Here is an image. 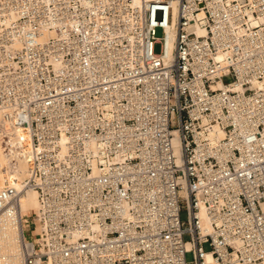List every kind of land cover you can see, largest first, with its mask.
Wrapping results in <instances>:
<instances>
[{"label": "built area", "instance_id": "obj_1", "mask_svg": "<svg viewBox=\"0 0 264 264\" xmlns=\"http://www.w3.org/2000/svg\"><path fill=\"white\" fill-rule=\"evenodd\" d=\"M0 141L23 264H264V0H0Z\"/></svg>", "mask_w": 264, "mask_h": 264}, {"label": "bare ground", "instance_id": "obj_2", "mask_svg": "<svg viewBox=\"0 0 264 264\" xmlns=\"http://www.w3.org/2000/svg\"><path fill=\"white\" fill-rule=\"evenodd\" d=\"M170 45V41L168 42ZM220 83L213 85L219 87ZM27 165L24 160L7 154L0 141V184L5 180L8 184L20 188L26 177ZM21 214L30 213L37 208L36 192L26 188L20 197ZM24 227L13 223L5 215L0 214V264H23L21 240Z\"/></svg>", "mask_w": 264, "mask_h": 264}, {"label": "rangeland", "instance_id": "obj_3", "mask_svg": "<svg viewBox=\"0 0 264 264\" xmlns=\"http://www.w3.org/2000/svg\"><path fill=\"white\" fill-rule=\"evenodd\" d=\"M155 36L156 37H161L162 36V33H161L160 29H158V28L156 29ZM153 50L156 53L159 52L160 51V45L159 44H155ZM221 80H222V82L224 84H226V83H228V82H230L232 80V77L230 75H226V76H223ZM179 217H180V220L182 222H185L187 220V211H186L184 206L180 210ZM30 222H31L30 225H25L24 236H25L26 239L35 241V238L31 235V232H30L34 228V223L31 220H30ZM183 240L184 241L189 240V236L187 234H184L183 235ZM203 250L204 251H209L210 250V247H209V245L207 243H205L203 245ZM185 260L187 261L188 264H192L193 253L191 251H188V252L185 253Z\"/></svg>", "mask_w": 264, "mask_h": 264}]
</instances>
